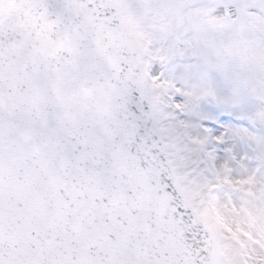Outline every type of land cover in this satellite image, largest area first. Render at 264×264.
I'll list each match as a JSON object with an SVG mask.
<instances>
[{
	"label": "snow or ice",
	"instance_id": "1",
	"mask_svg": "<svg viewBox=\"0 0 264 264\" xmlns=\"http://www.w3.org/2000/svg\"><path fill=\"white\" fill-rule=\"evenodd\" d=\"M0 264H264V0H0Z\"/></svg>",
	"mask_w": 264,
	"mask_h": 264
}]
</instances>
